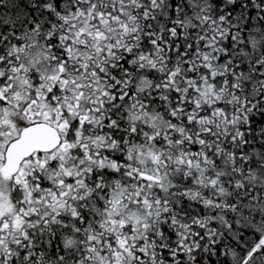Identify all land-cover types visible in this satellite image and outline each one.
I'll return each mask as SVG.
<instances>
[{
	"label": "snow or ice",
	"instance_id": "6c2138e0",
	"mask_svg": "<svg viewBox=\"0 0 264 264\" xmlns=\"http://www.w3.org/2000/svg\"><path fill=\"white\" fill-rule=\"evenodd\" d=\"M0 264H264V0H0Z\"/></svg>",
	"mask_w": 264,
	"mask_h": 264
}]
</instances>
